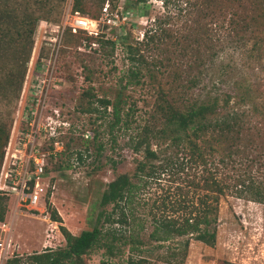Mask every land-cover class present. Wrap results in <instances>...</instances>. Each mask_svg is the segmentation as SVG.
<instances>
[{"label": "rangeland", "instance_id": "1", "mask_svg": "<svg viewBox=\"0 0 264 264\" xmlns=\"http://www.w3.org/2000/svg\"><path fill=\"white\" fill-rule=\"evenodd\" d=\"M28 1L34 0H8V4L7 0H0V17L10 8L22 12ZM80 1L83 9L79 11L74 10V0H53L52 5L41 7L40 13L45 17L36 27L16 99L13 88L17 85L8 81V75H18L24 52L18 43L5 49L0 47V122L11 119V150L19 132L21 113L35 89L41 87L42 83L36 84V76L51 78L46 106L48 109L59 106L60 116L66 121L64 132L54 139L58 143L41 139L44 145L40 150L47 152V172L39 203L34 207L21 206L16 195L7 197L8 212L0 223V264L13 255L25 257L45 248L64 247L61 225L73 234L93 226L100 228L101 211L112 209L110 205L101 206V196L107 185L120 175L128 174L140 185L136 200L147 204L145 208L138 206L140 215L147 213L154 201L159 205L165 197L173 200L183 197V173L170 176L166 172L156 180H147L141 175L134 177L144 156L130 148L129 137L133 132L118 129L110 132L108 123L100 117L103 107L96 98L106 95L113 101L121 93L127 103H135L133 127L144 125L150 121L159 91L176 94L179 83H184V46L188 59L202 65L191 66L193 74H198V69L202 72L200 84L193 92L195 97L205 101L228 93L231 96L229 107L235 108L237 94L249 92V100L241 104L245 108L250 104L255 107L254 113L248 115V154L264 160V130L260 127L264 122V0H189L195 7L189 10V17L185 13L186 0H105L112 11L118 10L120 17L123 14L128 17L125 20L121 17L118 24L101 23V35L97 38L91 35L94 36L91 40L86 31L78 34L72 31V18L76 12L90 18L102 17L103 8L98 16L102 0ZM232 15L235 24L229 23ZM157 24L169 29L174 38H166L159 47L145 45V35L156 29ZM11 26L15 30L18 24L11 20ZM230 26L235 28L236 35L229 33ZM184 36H189V41L185 42ZM121 37L126 40L121 42ZM107 39L117 40L115 47L108 44ZM129 45L138 46L147 60L163 62L162 67L152 70L156 75L153 87L147 85L150 82L147 71H144L145 86L126 84L131 67ZM176 72L179 75L175 81ZM111 112L109 105L108 120L112 118ZM87 132L90 133L88 138L85 137ZM67 145L68 152L74 151L70 158L67 154L53 155ZM153 149L158 148L153 145ZM76 151L83 153L82 161ZM232 174L233 171L229 173ZM54 210L59 221L51 219ZM148 224L141 237L148 247H156L157 243L148 242L145 237L150 231ZM216 232L213 247L191 241L182 264H224L227 261L264 264V203L227 192L220 200ZM122 242L114 243L112 256H109L110 238L100 239L99 236L84 255V261L95 264L109 260L113 264H124L129 256V245ZM164 252L165 248H161L142 254L147 260L144 264H177L158 261L156 257Z\"/></svg>", "mask_w": 264, "mask_h": 264}, {"label": "trees", "instance_id": "2", "mask_svg": "<svg viewBox=\"0 0 264 264\" xmlns=\"http://www.w3.org/2000/svg\"><path fill=\"white\" fill-rule=\"evenodd\" d=\"M74 2L75 11L83 9L80 7V0ZM49 4L52 5L53 0L28 1L22 12L20 9L10 8L0 17V47L5 49L18 43L26 58L20 63L18 75L14 76L13 73L8 75V81L17 85V88H13V93H16L15 96L13 95L15 99L18 97L26 73L25 61L34 44L36 27L42 17H45L40 13L41 7ZM104 4L105 0H102L98 16ZM184 4L186 17H189V10L195 8L194 4L189 0ZM33 6L37 8L34 9ZM11 20L18 24L15 30L11 26ZM224 20L225 17L221 19V24ZM229 21L230 24L237 23L234 15ZM230 28L229 33L233 32L236 35L235 28L231 26ZM79 32L85 30L76 33ZM150 32L144 37L145 45L154 44L159 47L166 38H174L173 33L163 28L161 24H157L156 29ZM87 37L90 40L94 38L91 35ZM189 39V36H184L185 42ZM125 40V37H121V42ZM106 42L115 47L117 40L107 39ZM128 52L131 67L126 84L145 86L144 71H147L150 77L147 85L153 87L156 82L153 71L162 67L163 62L147 60L138 46L129 45ZM188 56L184 46L186 69H184V83H179L178 86L179 91L176 90V94L171 91L168 93L159 91L150 114V121L145 122L144 125L136 124V127H133L135 103H127L126 97L121 93H118L113 101L106 95L96 98L103 107L100 117L108 123L110 132L115 129L133 132L129 137L130 148L134 153H142L144 156V161H140L137 165L134 177L141 175L147 180H156L166 172L170 176L183 173V197L173 200L168 196L162 199L159 205L154 201L149 211L140 215L138 206L147 207V204H141L136 200L141 189L140 185L133 182L128 174L120 175L107 185L101 196V206L110 205L112 209L109 212L101 211L100 228L93 226L73 234L61 225L60 231L65 240L64 247L45 248L25 257L13 255L4 264H87L83 257L97 242L99 236L100 239L110 238L111 244L107 246L109 256H112L115 242L121 240L125 245H129V256L124 264H144L147 260L142 254L161 248H165V252L156 257L158 261L182 264L187 257L191 241L200 242L208 247L214 246L220 200L227 192H233L239 197L245 196L253 202L264 203V160L258 156H249L250 145L246 136L248 115L254 113L255 107L251 104L247 108L241 105L249 100V92L243 91L237 94L235 108L229 107L231 96L228 93H224L222 98L216 95L205 101L200 100L193 92L200 84L202 72L198 69V74H193L191 66L202 65L196 60L188 59ZM171 61L168 60L169 63ZM178 75L176 72L175 81ZM109 105L112 107L111 120H108L109 116L106 114ZM260 127L264 130V122L260 123ZM11 129L9 117L6 122H0V175L11 138ZM54 139L55 137L50 140L58 143V140ZM153 145L158 149L154 150ZM69 150L70 147L67 145L65 149L56 150L53 155L67 154L70 158L74 151L68 152ZM75 153L82 161L83 153L81 151ZM254 167H256L255 171ZM45 171L47 172V165ZM231 171L234 174L229 175ZM30 184L33 185L34 180H31ZM11 196L0 191V223H3L8 212L7 197ZM51 217L54 221H59L60 218L55 210L51 213ZM146 224L149 225L150 231L145 237L148 242L157 243L156 247H148L141 237ZM171 241L175 242L171 244ZM95 264L113 263L109 260H100ZM224 264L232 263L227 261Z\"/></svg>", "mask_w": 264, "mask_h": 264}, {"label": "built area", "instance_id": "3", "mask_svg": "<svg viewBox=\"0 0 264 264\" xmlns=\"http://www.w3.org/2000/svg\"><path fill=\"white\" fill-rule=\"evenodd\" d=\"M103 16L90 18L76 12L72 18V31L85 30L89 35H101V23L113 25L117 21L125 20L128 16L112 11L109 3L103 7ZM48 71V69H47ZM35 89L28 106L24 107L19 120V132L15 139L14 148L8 145L5 160L0 175V191L3 194H14L21 206L34 207L42 198L44 191L43 180L46 173L47 152L44 151L43 140L57 138L63 131L66 121L61 118L59 106L49 109L46 106L51 78L36 76ZM87 132L85 137H89ZM11 140V139H10ZM43 144V145H42ZM34 180L31 185L30 181ZM2 247V244H0Z\"/></svg>", "mask_w": 264, "mask_h": 264}]
</instances>
